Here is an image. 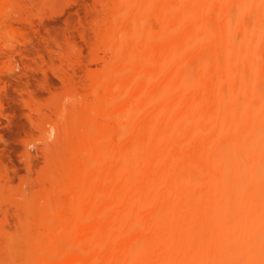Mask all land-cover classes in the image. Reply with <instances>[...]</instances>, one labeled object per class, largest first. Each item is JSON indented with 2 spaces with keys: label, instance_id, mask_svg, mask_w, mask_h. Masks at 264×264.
<instances>
[{
  "label": "bare ground",
  "instance_id": "1",
  "mask_svg": "<svg viewBox=\"0 0 264 264\" xmlns=\"http://www.w3.org/2000/svg\"><path fill=\"white\" fill-rule=\"evenodd\" d=\"M97 2L89 58L54 40L64 91L17 95L44 159L0 182V264H264V0Z\"/></svg>",
  "mask_w": 264,
  "mask_h": 264
},
{
  "label": "rangeland",
  "instance_id": "2",
  "mask_svg": "<svg viewBox=\"0 0 264 264\" xmlns=\"http://www.w3.org/2000/svg\"><path fill=\"white\" fill-rule=\"evenodd\" d=\"M6 2L7 6L3 7L4 9L1 8L2 6L0 7L1 10L4 11L0 12V21H3V23L6 21L4 24L0 22V29L3 27L0 30V33L2 32V34H0V45L7 44L8 46L10 45V47H19L21 50H18V48L16 51L10 53L11 55L1 53L0 50V78L2 82H4H0V182L4 183V185L6 184L7 188H9V190L11 189V193L14 196L20 194L17 198L21 197L20 200H23L24 190L22 193V189H24L25 186L22 180H24V176H28L29 169L22 154L26 149L32 150V159L34 157L33 160L36 162H34L35 170L37 166L43 165L44 157L42 153H37V151H39V146L43 143V136L38 129L32 125L30 119V122L28 121V107L19 97L21 95L27 96L31 93H35L42 98H46V96L49 95V92L47 93L46 83H49L51 86L54 85L50 82H54L56 86L54 85L53 87L58 88L54 90H58V92L64 91L63 82L55 72L57 66H54V70L51 68L52 63L57 62L56 64H59L61 61L59 58L61 54L57 53L56 49L58 47H55L58 43L57 40L65 47H68V45L75 46L74 52L76 53L80 52L79 49H81L82 52L84 51V55L88 54L86 58H89V45H86L88 42L82 36L83 33L81 31H87V34L90 32L93 36L92 39H94L96 29L94 25L98 23H95L97 20L93 16L96 15L98 17L100 13L98 10L100 7L96 6L97 8L99 7V9L95 7V0H13L11 1L12 3L10 2L11 4L7 0ZM5 8L8 9L5 10ZM5 14L6 16L10 15L11 19L9 20V18L5 16L8 21L6 19H4L5 21L3 19L1 20V16ZM101 14H99V17ZM20 16L23 18L20 19ZM101 16L104 17L103 15ZM31 19L34 23L36 21L38 25L36 27L35 24L36 28L34 26L32 27L29 23ZM82 26L86 27V30ZM87 27H89V29ZM91 34H88L90 40ZM44 38H48L51 42ZM48 42L54 44L49 45ZM50 46L55 49L52 50ZM78 55H81V52L80 54L78 53ZM82 57L83 60H86L84 56ZM71 58L70 56L69 63H72L70 61ZM73 58L76 59V55H74ZM60 65L58 67H60ZM53 72H55V74ZM48 73L49 77L47 76ZM17 75H20L22 80L20 78L19 80ZM47 78L51 79H49L50 82L46 80ZM44 100L47 102L48 99ZM44 100L43 102H45ZM40 101H42V99H40ZM27 131H31L35 135ZM31 134L34 140L32 142L31 139L30 143L26 141V139L29 140ZM36 135L40 137V139H36ZM27 137H29V139ZM38 140L41 141V144L37 147L36 144L40 143ZM25 141L29 142V144ZM26 145L27 147H25ZM12 200L13 198L11 199L12 203L4 205L3 208L0 209V253H14L15 250L12 249L13 246L15 245L16 248L20 236L23 237L25 235V231H22V226H25L24 216L22 215L23 217L21 219L23 220H21L15 213L17 212V210H15L17 207H15V202ZM7 245H9L10 248H8Z\"/></svg>",
  "mask_w": 264,
  "mask_h": 264
}]
</instances>
